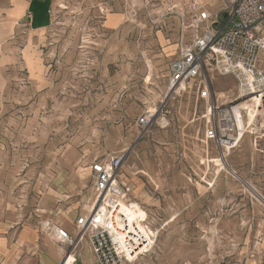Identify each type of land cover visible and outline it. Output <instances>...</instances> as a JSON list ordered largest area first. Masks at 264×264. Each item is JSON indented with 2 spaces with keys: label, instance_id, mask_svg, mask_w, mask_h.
I'll list each match as a JSON object with an SVG mask.
<instances>
[{
  "label": "rangeland",
  "instance_id": "rangeland-1",
  "mask_svg": "<svg viewBox=\"0 0 264 264\" xmlns=\"http://www.w3.org/2000/svg\"><path fill=\"white\" fill-rule=\"evenodd\" d=\"M19 1L41 5L43 19L29 5L14 12ZM187 1L0 0V221H72L93 198L90 162L122 151L132 206L157 232L130 264H253L264 201L202 141L205 104L194 86L149 126L137 124L167 92L181 38L175 10ZM25 53L40 72L28 71ZM212 87L234 81L217 76ZM225 161L264 189V137L255 145L246 134Z\"/></svg>",
  "mask_w": 264,
  "mask_h": 264
},
{
  "label": "built area",
  "instance_id": "built-area-1",
  "mask_svg": "<svg viewBox=\"0 0 264 264\" xmlns=\"http://www.w3.org/2000/svg\"><path fill=\"white\" fill-rule=\"evenodd\" d=\"M221 3L218 12L198 0L175 10L181 38L168 62L167 92L158 105L142 112L137 124L146 128L168 112L164 107L170 97L194 86L205 104L202 141L211 142L225 161L246 134L253 135L255 145L264 137V0ZM217 76H229L234 88L214 90ZM124 161L120 151L90 162L93 198L89 210L75 217L74 232L48 220L40 223L64 248L63 264L74 261L83 242L92 253L89 264H130L152 250L157 236L153 218L132 208L131 187L119 175Z\"/></svg>",
  "mask_w": 264,
  "mask_h": 264
},
{
  "label": "crops",
  "instance_id": "crops-1",
  "mask_svg": "<svg viewBox=\"0 0 264 264\" xmlns=\"http://www.w3.org/2000/svg\"><path fill=\"white\" fill-rule=\"evenodd\" d=\"M18 4V5H17ZM28 5L34 11V20L44 14L43 7L36 2L19 1L12 9L14 12L20 8L21 16ZM37 19V20H36ZM5 44V40L0 41V47ZM28 71L32 73L40 72L41 65L39 58L32 54L24 55ZM31 57V58H30ZM229 167L226 164V168ZM228 169V168H227ZM236 178L260 199L264 201V189H260L256 183L252 185L242 180L236 173ZM251 187V188H250ZM256 198V200H258ZM259 201V200H258ZM75 219V218H74ZM74 219L61 224L69 232H74ZM44 220L28 217L24 221H0V264H63L64 248L61 247L46 230L40 226ZM256 241L252 251V263L264 264V226L257 230ZM92 253L87 242H83L81 249L75 254L74 261L67 264H89L92 261Z\"/></svg>",
  "mask_w": 264,
  "mask_h": 264
},
{
  "label": "bare ground",
  "instance_id": "bare-ground-1",
  "mask_svg": "<svg viewBox=\"0 0 264 264\" xmlns=\"http://www.w3.org/2000/svg\"><path fill=\"white\" fill-rule=\"evenodd\" d=\"M219 158V157H218ZM218 163H221V167H220V169H222V168H224V166L226 165V161H224L222 158H219V160H218ZM228 168V170H229V172L234 176H236V172L234 173L233 172V169L232 168H230V167H227ZM235 171V170H234ZM245 183H246V181H245ZM249 188V187H248ZM251 188V187H250ZM252 192V191H251ZM134 203H136V202H132L131 204L133 205ZM86 206V205H85ZM90 206H91V202L85 207L86 208V210H89V208H90ZM138 207L139 208H137L138 209V213L143 217L144 215H145V213H144V210L138 205ZM132 208H133V206H132ZM134 209V208H133Z\"/></svg>",
  "mask_w": 264,
  "mask_h": 264
}]
</instances>
